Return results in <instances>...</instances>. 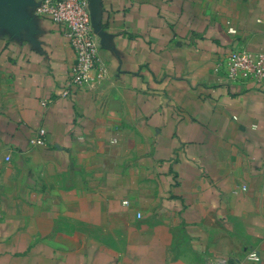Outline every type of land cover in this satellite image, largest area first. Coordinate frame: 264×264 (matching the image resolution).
<instances>
[{
  "label": "crops",
  "instance_id": "1",
  "mask_svg": "<svg viewBox=\"0 0 264 264\" xmlns=\"http://www.w3.org/2000/svg\"><path fill=\"white\" fill-rule=\"evenodd\" d=\"M90 1L107 75L62 98L63 27L0 0V264H264V91L224 64L264 0Z\"/></svg>",
  "mask_w": 264,
  "mask_h": 264
},
{
  "label": "built area",
  "instance_id": "2",
  "mask_svg": "<svg viewBox=\"0 0 264 264\" xmlns=\"http://www.w3.org/2000/svg\"><path fill=\"white\" fill-rule=\"evenodd\" d=\"M88 0H33L32 15L47 17L64 29L68 44L74 52V61L69 75L60 92L62 98H70L75 89H87L100 84L107 75V67L98 55V44L95 41L91 24ZM226 79L231 82H252L264 91V50L247 51L231 50L224 58ZM49 99H42L46 106ZM46 131L39 127L30 137L32 146L46 144ZM9 160V156L5 157ZM246 190V185H241ZM237 190L233 189L232 192ZM140 217V214H137ZM246 258L259 261L256 251L247 253Z\"/></svg>",
  "mask_w": 264,
  "mask_h": 264
},
{
  "label": "water",
  "instance_id": "3",
  "mask_svg": "<svg viewBox=\"0 0 264 264\" xmlns=\"http://www.w3.org/2000/svg\"><path fill=\"white\" fill-rule=\"evenodd\" d=\"M32 2H33V0H32ZM88 2H89L88 7H89V11H90V18H91V1L88 0ZM91 24H92V20H91ZM92 27H93V24H92Z\"/></svg>",
  "mask_w": 264,
  "mask_h": 264
}]
</instances>
